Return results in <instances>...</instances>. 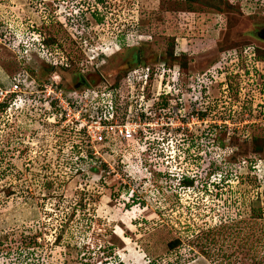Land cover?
Instances as JSON below:
<instances>
[{"label":"rangeland","instance_id":"1","mask_svg":"<svg viewBox=\"0 0 264 264\" xmlns=\"http://www.w3.org/2000/svg\"><path fill=\"white\" fill-rule=\"evenodd\" d=\"M231 1L0 0V89L38 82L0 109V264H264V0ZM173 48L189 79L173 69L157 96L155 73L129 81ZM55 82L77 110L120 84L143 109L165 93L171 108L179 82L186 120L163 156L162 131L95 144L60 118Z\"/></svg>","mask_w":264,"mask_h":264},{"label":"built area","instance_id":"2","mask_svg":"<svg viewBox=\"0 0 264 264\" xmlns=\"http://www.w3.org/2000/svg\"><path fill=\"white\" fill-rule=\"evenodd\" d=\"M42 49L44 51L48 50L44 44L42 45ZM60 63L64 66L63 62ZM161 68L155 71H153L151 67L134 68L129 73V81L138 85L137 79L141 78L142 80L151 81L155 73V78H157V80H153L155 82L152 81L153 84L151 89L154 95L157 91L159 80L160 84L167 86L168 90V88L172 87L168 85V83L170 84L171 81H179V78H173L171 75L172 70L167 69L166 65ZM18 75L19 76L15 78L10 87L0 89V106L9 105L11 100L12 102L21 101L23 99L22 97L25 96L28 91H33L37 88L38 82L31 75ZM142 83L143 81L140 84ZM59 85V82H55V85L53 84L50 87L45 86V88L48 90V96L54 94L52 103H55L57 108H62V113H59L60 118L64 119L65 117L67 120L73 121L72 124L79 127L81 133L85 132L84 135L95 141V144L108 143L119 146L122 143L135 141L138 136H141V140L146 139L145 142H147L149 146L151 145V138L145 135L150 134L154 130L157 131V134L162 131L163 136L160 142H157V145H155V147H159L160 149L159 151L154 150L153 154L155 157H158V155L163 156L167 149L164 148L167 147L165 145L167 144L170 146L175 143V129L183 125V120H186V115L183 114V103H181L179 97L182 93L179 82L173 85L175 88L178 87L176 91H180L176 96L173 95L176 99H174V101L177 104L170 105L171 108H168L170 97L167 95L168 93H165L160 97L162 99L161 103H155L152 109H143L142 105L137 106L136 100H130L131 96L124 97L121 93L122 85L120 84L117 89L111 86L110 89L105 87L101 96L95 91L84 92V96L80 97V102L77 103L84 104L85 106L77 110L73 108V105L75 103L74 99H78V94L71 93V95L66 96V94H63L61 91ZM183 87L185 88V85ZM140 90L143 92L142 87H140ZM187 94L189 95L188 99L190 101L196 96L193 95L192 92H186V95ZM195 94L197 93L195 92ZM182 95L184 96L185 94L183 93ZM155 96H157V94ZM198 100L199 97L195 98V102ZM57 108H55V110ZM151 110L153 112L148 114L147 111ZM156 111H159L160 115H158ZM155 114H157L156 117L154 116ZM54 119L56 122L59 118L55 117ZM165 136L168 139H166ZM181 142L184 143V140L182 139Z\"/></svg>","mask_w":264,"mask_h":264},{"label":"trees","instance_id":"3","mask_svg":"<svg viewBox=\"0 0 264 264\" xmlns=\"http://www.w3.org/2000/svg\"><path fill=\"white\" fill-rule=\"evenodd\" d=\"M229 1L232 2L231 0H229ZM199 2H200V0H186L187 5H189L191 7H192L193 4L199 3ZM251 2L255 3V5L257 7H262L259 4V3H262V0H252ZM142 31H143L142 32L143 35H151L152 37L153 36H157L153 29H148L146 27H142ZM171 45L175 46V44H171ZM257 53L264 60V50L259 49L257 51ZM163 55L166 56V58H167L166 59L167 62H165L167 69L178 70L180 72V76L183 77L184 79H186V77L188 79L191 77V76L187 75V70L189 69V65H190L189 64V59H188V53H182V54H180L178 56V55H176L175 49L173 48L172 50H170V49L169 50L168 49L165 50ZM7 106L8 105L0 106V109H3V108L6 109ZM255 139H257V137ZM262 148L263 147H257L258 150L259 149L261 150ZM186 180H187V182H185V183L192 184L191 182H189L190 179H185L184 181H186Z\"/></svg>","mask_w":264,"mask_h":264},{"label":"clouds","instance_id":"4","mask_svg":"<svg viewBox=\"0 0 264 264\" xmlns=\"http://www.w3.org/2000/svg\"><path fill=\"white\" fill-rule=\"evenodd\" d=\"M44 42H45V39H44ZM43 41H42V44H40V49L42 50V51H44L43 49H42V45L44 44L45 45V43H44ZM46 46V45H45ZM48 49V48H47ZM44 61H45V59H44ZM35 79V78H34ZM81 81H82V79H81ZM185 179H190L189 177H185V178H183V180L182 181H184Z\"/></svg>","mask_w":264,"mask_h":264},{"label":"water","instance_id":"5","mask_svg":"<svg viewBox=\"0 0 264 264\" xmlns=\"http://www.w3.org/2000/svg\"><path fill=\"white\" fill-rule=\"evenodd\" d=\"M264 33V32H263ZM261 38L264 40V35L263 36H261ZM139 58H138V63H140V61H141V59H140V56H138ZM83 81V83H85V81L84 80H82ZM81 81V82H82ZM82 84V83H81Z\"/></svg>","mask_w":264,"mask_h":264},{"label":"flooded vegetation","instance_id":"6","mask_svg":"<svg viewBox=\"0 0 264 264\" xmlns=\"http://www.w3.org/2000/svg\"><path fill=\"white\" fill-rule=\"evenodd\" d=\"M83 80V79H82Z\"/></svg>","mask_w":264,"mask_h":264}]
</instances>
